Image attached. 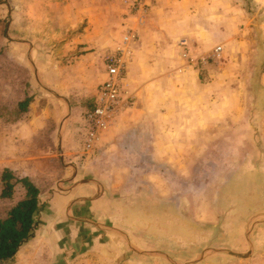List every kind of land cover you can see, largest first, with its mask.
<instances>
[{"label": "crops", "instance_id": "crops-1", "mask_svg": "<svg viewBox=\"0 0 264 264\" xmlns=\"http://www.w3.org/2000/svg\"><path fill=\"white\" fill-rule=\"evenodd\" d=\"M210 3L224 1L158 0L141 23L124 7L119 41L128 26L139 33L128 67L136 102L92 155L83 152L78 125L107 78L104 57L119 42L112 43V14L70 3L65 36L87 27L61 47L37 55L27 43L0 46V212L27 195L18 183L2 198L7 171L28 178L44 206L34 236L6 264H264V12L235 0L210 23L203 15ZM214 29L231 58V81L248 92L230 93L225 75L207 92L189 78L194 71L161 74L166 52L181 39L195 59L210 55L213 48L201 44ZM80 46L87 52L78 54ZM179 86L177 94L165 90ZM226 124L257 153L225 170L216 161L222 171L208 188L209 126L220 134Z\"/></svg>", "mask_w": 264, "mask_h": 264}, {"label": "rangeland", "instance_id": "rangeland-1", "mask_svg": "<svg viewBox=\"0 0 264 264\" xmlns=\"http://www.w3.org/2000/svg\"><path fill=\"white\" fill-rule=\"evenodd\" d=\"M128 1V5H132L131 11L134 13L137 10V5L135 4L136 0H0V46L3 44L10 45H24V43L31 44L33 49L39 50V54L47 53L48 50H55L58 47H61L67 39L76 37L79 34H82L85 28L87 27V22L81 23V26L78 27L74 32V36H70L72 33L70 32L68 36H65V27L64 22L62 20L65 8L71 3L73 7L77 11L87 10L94 8L95 13H103L110 12L112 14V29H111V38L112 43L118 42L121 29L123 27V21L127 19V14L125 12L126 2ZM215 1V0H213ZM224 4H209L205 6L207 11L203 13V15H207L205 18L213 23L214 18L218 15H221L222 12L227 10H231L233 7L232 3L235 0H223ZM242 6L246 11L251 12H264V6L262 8L259 7V0H242ZM220 6V9L218 8ZM239 8L241 7L238 4ZM130 11V10H129ZM193 12V10H192ZM230 12V11H229ZM240 12L245 14L244 10L240 9ZM246 15V14H245ZM122 26V27H121ZM212 34L208 36L209 39H205L202 47L204 50H213L217 46H223L224 40H221L216 34L215 29L211 30ZM64 36V38H63ZM184 36L181 35L180 38ZM63 38V39H62ZM183 40V39H181ZM180 40V41H181ZM120 42V41H119ZM118 42V43H119ZM180 42L179 46H176L169 51L166 52V58H164V62H161V74L165 71L164 75L167 76H178L183 77L184 74H188L191 71H194L192 76L194 77L197 84L200 85L201 88H206L207 92H215L216 91V83L221 79L222 76L228 77L226 79V83L228 84V91L230 93H242L248 92L245 87H240V85L235 84L231 80V58L226 57L222 52L221 56L218 58L208 59L212 56V53L204 58L195 59L194 54H191L190 48L189 52L192 59H195V64L186 61L183 58L182 53L183 49L181 47L180 50ZM231 47V45H229ZM233 47V46H232ZM87 52L84 51V47H79L77 53ZM202 59H208L206 62H203ZM226 63V64H224ZM229 64V65H227ZM192 67V68H190ZM34 73V72H33ZM191 73V74H192ZM179 87L174 88L173 91L165 88L168 92L178 93L177 90ZM213 101V105H214ZM86 104H88L86 102ZM232 102L224 101L223 105L226 108L228 105L232 107ZM247 105V103L243 104ZM88 109V108H87ZM243 111H245L243 106ZM131 112V111H130ZM129 111L123 116H127L130 113ZM85 113L82 115L84 116ZM122 118V117H121ZM80 139L82 141V133H84V125L85 120L82 118L80 120ZM216 126H209L208 132V188H211L212 185L215 184V175L221 173L222 170H225L227 167H231V160L235 163L236 158L240 159V162L250 155L254 156V153H257L254 147H252L251 141L245 135V133H239V136L232 135L231 127L229 124H226L224 130L218 134L216 133ZM213 136L211 137L210 135ZM216 137H215V136ZM83 146V144H82ZM223 159L222 170H218V166L216 161ZM241 168L245 169L248 165H241ZM246 170V169H245ZM209 202H211V192H208ZM2 211L0 212V217H5L7 213L8 205H1ZM211 215V213H209ZM258 219V217H257ZM253 223L249 224L248 230L249 235H251L250 228ZM214 256V255H212ZM211 256V257H212ZM155 259H159L166 261L163 257H158ZM174 264H224L223 261H208L204 262V259L199 260H186V261H173ZM156 263V262H155ZM147 264V263H145ZM151 264V263H149ZM169 264H173L170 262Z\"/></svg>", "mask_w": 264, "mask_h": 264}, {"label": "built area", "instance_id": "built-area-1", "mask_svg": "<svg viewBox=\"0 0 264 264\" xmlns=\"http://www.w3.org/2000/svg\"><path fill=\"white\" fill-rule=\"evenodd\" d=\"M158 0H136L137 10L131 11L132 5L126 7L130 15L137 19V22L144 19L150 8ZM139 41V33L136 28L127 27L123 37L115 49L104 57L107 78L97 88L96 98L93 106L84 114V133H82V148L85 155H92L96 151L97 142L101 135L107 132L124 113L131 110L136 102L135 93L128 80V67L132 57L135 55V46ZM183 48L182 56L186 61L195 63L189 52L187 40H181ZM223 48L217 46L208 59L221 56ZM208 59H202L206 62Z\"/></svg>", "mask_w": 264, "mask_h": 264}, {"label": "trees", "instance_id": "trees-1", "mask_svg": "<svg viewBox=\"0 0 264 264\" xmlns=\"http://www.w3.org/2000/svg\"><path fill=\"white\" fill-rule=\"evenodd\" d=\"M2 181V198H11L18 183L23 185L27 193L23 201L10 209L6 218L0 219V264H6L18 254L22 245L34 236L38 215L44 206L39 200V189L28 178L16 179L7 171L4 172Z\"/></svg>", "mask_w": 264, "mask_h": 264}, {"label": "water", "instance_id": "water-1", "mask_svg": "<svg viewBox=\"0 0 264 264\" xmlns=\"http://www.w3.org/2000/svg\"><path fill=\"white\" fill-rule=\"evenodd\" d=\"M160 255H162V256H164V257H166V258H167V256H165V255H163V254H160Z\"/></svg>", "mask_w": 264, "mask_h": 264}]
</instances>
